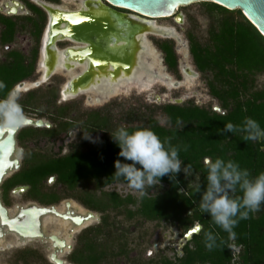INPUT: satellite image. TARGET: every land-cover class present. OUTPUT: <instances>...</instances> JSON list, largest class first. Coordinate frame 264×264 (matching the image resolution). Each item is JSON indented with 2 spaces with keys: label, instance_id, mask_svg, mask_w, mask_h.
Segmentation results:
<instances>
[{
  "label": "trees",
  "instance_id": "obj_1",
  "mask_svg": "<svg viewBox=\"0 0 264 264\" xmlns=\"http://www.w3.org/2000/svg\"><path fill=\"white\" fill-rule=\"evenodd\" d=\"M204 4L228 15L210 25L204 42L192 32L186 33V40L195 69L206 80L209 96L216 100L223 113L192 103L182 106L166 104L157 108L166 120L165 126L151 116L145 118L146 122L138 126L150 128L162 142L167 140L172 146L179 147L182 168L184 165L190 166V171L186 174L181 171L174 179L169 176L160 178L158 185L165 188H148L147 193L151 189L157 188V191L154 195L144 194L138 200L131 196L121 198L115 193H104L99 201L92 200V197L82 200L89 210L105 214L104 227L89 228L80 236L79 247L70 258L72 264H110L107 261L110 257L128 256L124 244L119 245L118 250L112 243L110 247L99 244V236L107 234L108 242L113 234V225L109 223L111 213L129 220L138 216L149 222H165L180 228L184 234L195 223L202 227L200 233L184 245L181 257H175L173 261L159 257L156 262L130 261V264H264V205L259 212H250L248 219L239 220L234 228L235 239L215 225L211 217L199 208L201 195L196 191L195 181L199 176L202 190L206 186L205 157H211L213 161L217 158L226 162L235 161L241 169H247L252 177L264 172V141L245 140L241 133H222L225 124L241 125L249 117L264 128V89L256 87V78L264 73V39L241 12H229L213 4ZM30 33L37 40L41 35L40 29ZM15 34L4 32L3 42L9 43ZM158 48L167 69L177 73L178 59L173 44L159 43ZM8 58L12 60L11 63L0 65V84L4 85L0 87V102L6 100L16 84L33 75L37 52H33L29 65H26L29 59L17 53L8 55ZM140 119L138 117L136 120ZM178 122L183 125L182 128ZM128 125L129 131L137 127L130 123ZM107 126L108 121L103 119L101 127ZM119 151L110 136L85 152L38 164L23 174L20 181L36 185L47 176L57 174L58 183L70 189L84 181H96L100 187L114 183L128 184L114 176V162L117 159L131 163L119 157ZM235 195L242 194L237 190ZM131 206L136 209L131 210ZM208 231L217 236V246L211 251L204 243V234ZM232 247L238 248L237 255ZM20 261L21 264H28L24 256Z\"/></svg>",
  "mask_w": 264,
  "mask_h": 264
},
{
  "label": "rangeland",
  "instance_id": "obj_2",
  "mask_svg": "<svg viewBox=\"0 0 264 264\" xmlns=\"http://www.w3.org/2000/svg\"><path fill=\"white\" fill-rule=\"evenodd\" d=\"M105 6L108 5L105 3ZM62 7L69 11H75V9L78 8V6L72 2L63 3ZM115 11L125 15L128 14L125 11ZM226 15L228 14L204 3L188 5L179 8L178 12L173 17L155 20L158 26L174 29L178 34L179 42L175 39H165L152 35H147L146 41H148L149 45L155 50L157 57H159L161 61V66L163 67H166L164 64V56L159 50L158 44L163 42L173 44L174 52L178 59L177 73L170 72L166 69L165 72L173 80L182 81L183 77H181L182 73L180 70L182 66H189L196 72L189 54L186 33L192 32L204 42L207 39V31L210 25ZM177 16L180 17L179 22L175 19ZM35 43L34 38L30 39L28 32H18L16 40L13 43V48L26 50L29 45L33 47ZM39 43L40 39L37 45ZM184 44L186 45L187 52L182 48ZM72 45L77 44L72 43ZM0 52H2L1 49ZM36 77L37 74L35 73L33 74L32 80H27L26 82L34 81V79H37ZM67 80V75L57 73L44 84L40 85L39 88L32 89L33 91L30 90L29 93L32 98L29 102H31V104L27 105L28 109L24 110L25 114L23 115L32 119H41L52 125L55 129H58V124L62 125L63 120H72L73 124H76V128L70 129L69 131L73 132L76 136L69 138L67 141L68 144H70V142L71 144L78 142L80 137L82 138L83 136L85 141L93 140L96 136H99V132H85L84 129H80V126H82L83 122L86 120L85 117H88L89 115L91 116L97 112H101L107 116L109 121L108 131L110 132L112 129L113 131L116 130L117 127L128 126L127 124L129 123L133 126L141 125L146 122L145 118L148 116L153 117L161 126H165L166 120L157 109L165 104L182 106L192 103L198 107L210 108L217 113H223L216 100L209 96L206 88V80L200 73H197V78L193 80L191 84H185L181 88L168 90L157 85L151 92L138 93L136 91H131L127 95L113 97L101 105L87 104L86 96H81L70 101H60L59 93ZM256 87L259 90L264 89V73L256 78ZM26 96L25 93H20L17 98H11V102L16 103L19 100H26ZM34 110H38L39 112H35ZM142 115H144V117H141ZM62 117H65V119H61ZM138 117L141 119L136 120ZM64 136V131H61L55 138L38 135L35 139L31 140V142H36L35 146H31L30 143L23 146V142L28 140V134L24 131L20 137L21 143H18V149L24 150L25 148H32L37 150L40 155L47 157L63 155L65 152L64 150H67V148L59 153L58 148L61 145L64 147L65 143L60 142V140H64ZM13 158L18 159L21 164L23 155L21 156V153L17 152ZM10 176L11 174L8 173L5 180ZM156 186L165 188L164 185L157 184ZM44 187L43 193H54L63 199L57 204L59 211H63L62 203H64V200H67L75 203L74 206L77 207V211L85 213L91 211L82 207L78 202L73 200V197L85 198L87 195L96 194V196H99L101 192H109L116 193L121 198L131 196L135 200H138L144 194L154 195L157 191L156 188L151 189L147 193L146 189L148 188L146 187V189L141 192L131 188L129 184L124 183H115L104 189L98 190L97 183L83 182L72 192L53 185L51 187ZM8 200L12 203L10 215L16 213L17 206H23L29 202L28 198L26 199L25 196L21 198L9 197ZM129 208L131 210L136 209V207L133 206ZM92 216L96 217V219L89 222L88 226L90 227L97 226L100 217L96 212H92ZM41 220L44 234L58 233L60 237L67 238V235L69 234L68 222L50 214L46 217H42ZM109 222L113 225V231H111L113 234L108 242L105 237L99 236L98 239L102 241L101 244L110 247L112 246V243L116 250H118L119 245L124 244V248L128 253V256L110 257L111 259L108 258L107 261H109L108 263L110 264H130V261L142 263H148L150 261L156 262L160 259L159 257L173 261L175 257L179 258L182 256L181 251L184 244L182 238L184 232L175 225L167 224L165 222H149L138 216L129 220L125 216L115 215V213L109 215ZM196 224L197 223L194 225ZM81 230L82 229H79L77 233L71 234V236L67 238V244L72 247V250L77 248L76 238L81 233ZM48 247H50V245L47 241H41L38 239L22 241L16 239L15 236L11 234H8L0 239V264H16L17 262L18 264H21L20 258L23 256L27 258L28 264H53L46 257ZM232 250L235 255L238 254V248L232 247ZM116 252L117 251H115V253ZM59 256L65 262L71 263L70 260H68V254H60Z\"/></svg>",
  "mask_w": 264,
  "mask_h": 264
},
{
  "label": "flooded vegetation",
  "instance_id": "obj_3",
  "mask_svg": "<svg viewBox=\"0 0 264 264\" xmlns=\"http://www.w3.org/2000/svg\"><path fill=\"white\" fill-rule=\"evenodd\" d=\"M39 1H41L43 4L54 6L56 8H61L63 10H66L70 14L79 11V5L77 3L78 0H74V1L73 0H39ZM82 1L87 2L90 0H82ZM70 2H72L78 6V8H76L75 11L74 10L69 11L68 9H64L62 7L63 3H70ZM37 11H39L40 13H38ZM48 23H49L48 12L44 9V7L42 5H39L34 0H0V49L2 51V52H0V65L11 63L12 60L10 58H8V55H10L12 53H17V54L24 56L25 58L29 59L26 61V65H29L32 62L33 52L36 51L37 52V59H36L35 64H34V73L33 74H35V73L37 74V77H36L37 79H34V81H32V82L35 83V82L39 81L40 77H41V73L39 72L38 68H39L40 54H41V49H42V39L44 37V33L46 32ZM11 26H12V28H11ZM39 29H40V32L42 35H40L41 38H38V40H37L35 38V35L31 34L30 32H38ZM23 31L28 32V34L30 35V39L34 38V40L36 42L35 45L33 47H31L29 45L26 50L13 48V43L16 40L18 32H23ZM4 32H16V34H15L12 41H10L9 43H4L3 42ZM39 39H40V43L37 45V43L39 42ZM55 46H56V49L61 50V51H65L67 49L73 48L76 45H72V42H69V41H58L55 43ZM165 69L168 70L167 67H165ZM196 72H197V70H196ZM197 73L199 74V72H197ZM32 77H33V75L28 80H32ZM52 77H50V78H52ZM181 77H183V76H181ZM26 81L27 80L16 84L15 87L11 90L10 95L6 98V100L0 102V126L7 123V121H8L7 114L8 113L11 114L14 118H25L26 120H29L32 122L42 121L43 126L39 127L35 124L23 125L17 130L15 137H14V139H15L14 148H13L12 153L9 156L10 166L6 170L4 177H3V180L0 184V189H1V191H0V204L6 210L8 217L10 219H15V227L20 228L22 231L24 230L25 232H27V234L22 235V234L17 233L15 230L8 229V228H2L0 226V231H4V233L0 232L2 235V236H0V239L3 238L4 236L8 235V234L15 236V238L18 240H22L19 237L23 238L25 236L33 238L30 235L31 233H35L37 235L43 234L42 235L43 238H39V237H35V238L38 240H41V241H47L49 243L50 247L47 248L48 253L46 255V257L49 261H50V257L54 254L58 258H60V256H59L60 254H65V255L68 254V260H70L71 256L75 254L77 248L79 247L80 236L87 229L98 228V227L103 228L104 227L103 216H105V214H102V213L97 212V211L89 210L88 208L85 207L82 200H87L88 198L92 197V200L95 199L96 201H99L101 199V196L104 193L109 194V192H101L99 194V196H96V194L95 195H87V196H85V198L76 197V196L73 197V200L78 202L82 207L91 211L88 213L86 212L87 215L94 217V216H92V212H96L97 214L100 215L101 218L99 217V219H98L99 222H98L97 226L90 227L87 225V226H84L83 228H81L82 229L80 231L81 233L80 234L78 233L79 235L76 238V240H77V248L76 249L72 250V247L70 245L67 244V246H65L63 241L59 242V240L56 238L58 240V243L56 244L54 242V246H56V248H58V250H55L53 248V246L51 245L53 242L49 238L55 237V235H58V233L44 234L43 231L35 230L32 225H30V224L28 225L29 222H27V221L30 220L29 216L28 217L27 216H21V214L24 212H31V211L35 212V211H39L42 209L54 210V211L58 210L59 211L57 204L60 203V201L63 199H61L59 196H57L54 193H43V190L45 188L44 186H48V187L50 186L51 187L53 185L55 187H61V188L66 189L69 192H72L83 182L78 183L74 188L70 189V188L63 186V185L58 183L57 174L47 176L46 179H42L36 185L26 184V183L21 182L20 181L21 176L23 174L30 172L32 170V168H34L36 165L41 164V163H45L48 160H60V159H64V158H67L69 156H72L74 154L85 152L89 148H91L92 146H94L96 144L99 145L103 142V140L108 139L115 130L113 131V129H112L110 132V131H108L109 130L108 126L106 128L101 127L103 119L104 120L106 119L108 121V118L105 114H103L101 112H97L95 114H92L91 116L89 115L88 117H85L86 120L83 122L82 126H80V129H84L85 132H99V136H96L93 140H90V141L89 140L85 141L84 136H83L82 138L80 137L78 142H76L74 144H71V142H70V144H68L67 143L68 139L76 136L73 132L69 131L70 129L76 128L75 127L76 124H73L72 120H70V119L66 120L65 117H62L61 119H65V120H63L62 125L58 124V129H55L52 125L44 122L41 119H32L26 115H23V114H25L24 110L28 109L27 105L31 104V102H29V101L32 98V96H30L31 94L29 92H30V90L31 91H33V90L30 89L26 92H18V93H15V91H16V88L20 84H23ZM39 87L40 86H38L36 88H39ZM33 89H35V88H33ZM20 93H25L27 95L26 100H22V101L19 100L16 103L15 102L12 103L11 98H13V99L17 98ZM59 98H60V101L63 102L62 96H61V90L59 93ZM86 102H87V98H86ZM87 104H88V102H87ZM34 111L39 112L38 110H34ZM108 123H109V121H108ZM24 131H26V133L28 134V140L23 142V144H24L23 146H25L27 143H30L31 146H33V145L35 146L36 142H33V141L31 142V140L35 139L38 135L47 136L50 138H55L56 135H59L61 131H64L65 132L64 140H60V142L65 143V145L63 144L64 147L61 145L58 148V153L63 151L65 148H67V150H64L65 152L63 155H58V156L56 155V156H52V157H47V156L40 155V153L37 150L32 149V148H25L24 149V147H23L24 150L18 149V143H21L20 137ZM6 136H7V133H5L3 135L2 139L5 138ZM29 140H30V142H29ZM17 152L21 153V156L23 155V159H22L21 164L19 163L18 159L13 158V156H15V154ZM8 173H10L11 176L7 180H5L6 175ZM84 182H95V183H97L96 181H84ZM110 185H112V184H110ZM110 185H107L105 187H100L99 184L97 183L98 190L104 189ZM23 196H25L26 199L28 198L29 202L26 205L17 206L16 213L14 215H10V212L12 210V203L8 200V198L9 197L21 198ZM70 198H72V197H70ZM70 203L75 205L74 202L64 200V203H62L63 211L64 210L67 211V209H68L67 207ZM75 215L77 216V214H75ZM66 216H68V218H69V216L71 217L73 215H69V213L67 212ZM40 217H42V216H40ZM71 219H80V218L74 216V218H69V220H67L68 224H69V230H70V226H71L70 222L72 221ZM94 219H96V217H94ZM80 220H82V219H80ZM30 223H31V220H30ZM74 224H76V223L74 222ZM104 237H106V240H108L107 234L104 235ZM35 238H33V240H35ZM101 242L102 241H99V244L103 245V244H101ZM64 251H65V253H64ZM84 254L86 255L85 252H84ZM60 259H62V258H60ZM68 264H72V263H68Z\"/></svg>",
  "mask_w": 264,
  "mask_h": 264
},
{
  "label": "bare ground",
  "instance_id": "obj_4",
  "mask_svg": "<svg viewBox=\"0 0 264 264\" xmlns=\"http://www.w3.org/2000/svg\"><path fill=\"white\" fill-rule=\"evenodd\" d=\"M39 5L43 7L46 6L50 8L49 12V24L52 22L54 15L58 14H67L66 10L61 8H56L54 6L43 4L39 0H34ZM79 5V11L92 13L95 15H100V12L105 13L108 11V6H105V3L102 0H90L84 2L82 0L77 1ZM123 21H126L128 25H136L138 29H143L142 32L135 36V65L130 70H125L123 68H118L116 70L112 64H107L103 68H98L93 65L91 59L84 56V52L89 44L77 43L72 36H63L61 33L54 35L53 42L50 46L49 40L52 38L50 32V25L45 32L42 49L40 54L39 62V72L41 73L40 80L33 82H25L19 85L16 88L15 93L26 92L30 89L36 88L47 80L50 77L57 73H61L68 76L67 82L62 86L61 96L63 101L73 100L77 97L86 96L87 102L92 105H101L107 100L118 97L120 95H127L131 91H136L138 93H148L152 89L159 85L168 90L181 88L185 84H191L193 80L197 78L196 72L189 66H182L180 68L183 79L182 81L173 80L164 70V67L161 66V61L157 57L155 50L149 45L146 41L147 34L162 37L165 39H175L179 42L178 34L174 29L169 27H161L156 24L155 21H151L145 18H139L134 15H120ZM67 24L60 25V30H64ZM57 41H69L72 43H77L73 48L61 51L56 49L55 43ZM115 48L124 47V42H117ZM183 50L187 52L186 45L182 46ZM116 70V71H115ZM80 76H86L88 82L83 86H74L75 82ZM74 86V87H73ZM68 208V209H67ZM67 211H56L61 216H66L67 212L69 218L79 217L82 219L81 224H74L70 222V230L67 238L71 234L77 233L79 229L87 226L89 222L94 220V217L86 215L85 212L77 211V207L70 203L67 207ZM38 211L24 212V216H29L27 222L28 225H32L35 230L43 231L42 217L37 213ZM77 214V216L75 214ZM79 215V216H78ZM36 216V219L33 220L32 217ZM68 217V216H67ZM68 222L67 220H64ZM2 229V228H1ZM4 233V231H1ZM43 235V234H42ZM55 237L67 246V238L60 237V235H55ZM22 241L33 240L30 237H19ZM36 239V238H35ZM55 250H58L54 246V242L51 244ZM61 250V249H60ZM60 259V258H59ZM53 264H56L54 261H51Z\"/></svg>",
  "mask_w": 264,
  "mask_h": 264
},
{
  "label": "clouds",
  "instance_id": "obj_5",
  "mask_svg": "<svg viewBox=\"0 0 264 264\" xmlns=\"http://www.w3.org/2000/svg\"><path fill=\"white\" fill-rule=\"evenodd\" d=\"M178 126L183 127L179 122ZM222 133H241L245 140L264 141V128L250 117L245 118L241 125L225 124ZM111 137L120 149L118 156L131 162L117 159L114 176L122 178L135 190L143 192L146 187L159 184L162 177L174 179L181 171L184 174L190 171V166L182 168L179 147L172 146L167 140L162 142L150 128L137 126L129 131L127 126H120ZM204 164L207 169L206 186L202 190L199 176L195 181L196 191L201 195L200 211L235 239L234 228L239 220L248 219L250 212H259L264 205V172L252 177L235 161L226 162L221 158L213 161L211 157H205ZM237 190L242 195H235ZM204 243L209 251L213 250L217 246V236L211 231L205 232Z\"/></svg>",
  "mask_w": 264,
  "mask_h": 264
},
{
  "label": "water",
  "instance_id": "obj_6",
  "mask_svg": "<svg viewBox=\"0 0 264 264\" xmlns=\"http://www.w3.org/2000/svg\"><path fill=\"white\" fill-rule=\"evenodd\" d=\"M109 7L105 13L100 12V15H95L87 12H75L54 15L50 25L51 39L50 46L53 42L54 35L72 36L77 43L89 44L90 47L84 52V56L91 59L95 67L103 68L107 64H112L116 70L120 67L130 70L136 63L135 58V36L140 34L143 29H138L136 25H128L123 21L120 15H125L116 12L115 10L125 11L129 15H134L139 18L148 20H157L170 18L176 15L179 8L196 3H208L221 7L229 12L239 11L243 17L256 29V31L264 39V0H103ZM44 9L50 12V8L44 6ZM126 14V15H128ZM179 16L175 19L179 22ZM67 24L66 28L60 30V25ZM47 26V29H48ZM46 29V30H47ZM45 35V33H44ZM149 35V34H147ZM153 36V35H152ZM44 38V37H43ZM58 42V41H57ZM117 42H124V47L115 48ZM43 43V39H42ZM76 43V44H77ZM115 70V71H116ZM165 70V67H164ZM197 74V72H196ZM88 82L86 76H80L74 86H83ZM21 85V84H20ZM73 86V87H74ZM8 121L0 126V184L4 174L10 166L9 156L14 148V137L17 130L23 125L35 124L39 127L43 126L42 121L32 122L25 118H14L11 114H7ZM7 136L2 139L3 135ZM39 216L47 214L54 215L62 220H69L67 216H61L54 210H39ZM24 216V213L21 214ZM33 220L36 216L32 217ZM76 224H81L80 219H71ZM0 226L15 230L17 233L26 235L27 232L15 227V219H10L6 210L0 204ZM202 227L199 224L194 225L188 230L183 238L184 245L189 242L194 235H198ZM1 232V231H0ZM31 237L43 238L41 234L31 233ZM0 236L1 233H0ZM52 242L58 243L56 237L49 238ZM181 254L183 252L181 251ZM50 261L56 264H68L62 259H59L55 254L50 257Z\"/></svg>",
  "mask_w": 264,
  "mask_h": 264
}]
</instances>
